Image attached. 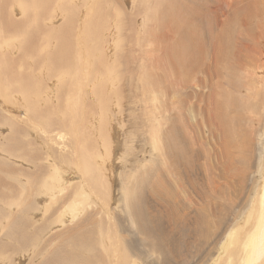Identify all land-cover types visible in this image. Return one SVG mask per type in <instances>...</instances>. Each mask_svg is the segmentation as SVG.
I'll list each match as a JSON object with an SVG mask.
<instances>
[{"label":"bare ground","instance_id":"1","mask_svg":"<svg viewBox=\"0 0 264 264\" xmlns=\"http://www.w3.org/2000/svg\"><path fill=\"white\" fill-rule=\"evenodd\" d=\"M135 12L144 13L131 23L126 12L117 11L112 24L96 22L82 30L74 0H0V126L11 133L0 143V155L5 154L0 157V203L22 209L32 198L47 197L42 210L46 214L55 207L53 219L61 227L52 231L61 235L56 237L61 264H187L195 259L197 264H264V78L251 72L248 57L249 49L264 41V0H143ZM200 12L213 20L212 36L205 37ZM107 28L119 34L115 57L107 52ZM127 30L136 41L119 54ZM167 30L177 37L167 40ZM151 31L153 55L147 44ZM237 42L244 44L243 65ZM101 64L107 66L104 73L97 70ZM238 70L246 72L241 85L230 75ZM150 72L168 78L164 108L159 102L168 96L162 97ZM126 90L143 103L138 113L148 144L141 152L151 148L152 154L138 153L129 112L117 118L126 112L121 107ZM188 90L184 106L180 94ZM204 92L210 101L207 133L223 144L219 154H211L205 143L201 175L195 171L198 155L189 154L192 137L185 141L179 123L186 115L185 128H197L194 101ZM110 116L120 129L126 122L130 155L121 147L109 153L103 128ZM22 132H30L29 140L17 137ZM69 134L80 154L73 176L55 155ZM7 158L35 165L22 178L15 170L22 179L15 177L16 187V172L5 168ZM3 187L14 190L8 194ZM181 247L189 254L195 250L178 263Z\"/></svg>","mask_w":264,"mask_h":264},{"label":"rangeland","instance_id":"2","mask_svg":"<svg viewBox=\"0 0 264 264\" xmlns=\"http://www.w3.org/2000/svg\"><path fill=\"white\" fill-rule=\"evenodd\" d=\"M142 1L143 0H121V1L117 0V1H115V6H114L113 0H74V5L76 7V25H77L78 29L80 28L82 30H85L87 27H90L93 23H96V22H98L100 24H104L105 22H107L106 25H110L115 20V14L117 11H119L120 13L126 12L127 17L131 23L135 17L140 18L143 16L144 12H135V8L140 9L142 7ZM226 8H227V6H226ZM15 14H17L18 18L20 17V15L16 11H15ZM199 15L202 19L204 18L203 22H206V23H203L204 26H203V24L201 25V27H203V33H205V37L212 36V35H210V33L212 34V31L209 29H211L210 28L211 26H214L213 20H210L208 13L200 12ZM241 16H244V13L241 14ZM61 22H62V20H60V19L55 20V23H54L55 27H58L61 24ZM152 23L153 22H150V24H152ZM110 31H113V30L111 28H107V30H105L103 34H104L105 38L107 37L106 38L107 46H111L107 50L108 55L110 57H112V56L115 57V55H117L118 52H117V50L113 49L114 48L113 45L116 42V40L118 39L119 34L117 31H114L113 33H110ZM163 31H165L164 28H162L160 30V33L162 34L161 35L159 33L160 36H163V33H164ZM208 31L209 32L211 31V32L209 33ZM169 32L170 31H168V30L165 32L167 40L172 39V36H176V34L173 35L174 32H170V33ZM206 32L208 34H206ZM108 33H109V35H108ZM106 34H107V36H106ZM130 37H131V31L127 30V31L123 32V39L128 40V41H124V40L122 41L120 39V41H119V44H120L119 54H120L121 50H124V49L129 50L128 47L134 46V43L136 40H135V38L131 39ZM176 37H174V38H176ZM154 39H155L154 31H151V34L148 36V43H147L148 44V53L151 55H153V51H154ZM236 49H237L236 50L237 60H239L241 62V64L243 65L244 61L242 59V52H241L244 49L243 42H237L236 43ZM249 50L250 51L253 50V52L251 53V56L248 54V57L251 60V65L253 66L251 72H253L254 74L259 73L261 75V77L264 78V41H261V42L258 41L257 48L251 47ZM254 50H256V53H254ZM209 64H210V62L208 60H206L205 65H209ZM131 66H133V64H131ZM260 66L262 68H259ZM106 67L107 66L101 64V65H99V67H97V70L104 73L106 70ZM125 69L126 68H124V67L120 68L121 71H123ZM150 73L154 74L155 72H150ZM243 74H246V72H244L243 70H238L236 73H234V71H232V73H230V75L233 77L235 84H237V85H241V78L243 77ZM154 75H156V74H154ZM156 76H157L156 78H154V76H150L149 79L151 80V82H153L154 80H155V82L159 81L160 85L158 84V90H160V92L162 93V97H164V94L165 93L167 94V91H166L167 85H166L164 79H168V78L166 77L165 74L156 75ZM128 77H129V73L124 75V78H128ZM197 77H198V75H197ZM253 77H259V76L253 75ZM205 78L208 81L210 80V77L207 74H205ZM190 92L191 91L188 90V91H184L180 94V100L184 106H187L189 103V99L186 97V95H188ZM131 96H132V94L128 90H126V93L123 95L122 101H121V107H122V109L126 110V112L123 111L120 115L117 116V118H121V117L125 116L127 114V112H129L128 114H130L132 122L135 123V126H134L135 127V133L137 134V137H138V142H137L138 149H139L138 153L139 154H152V153H149L151 148L147 149L146 153H142V152H144V149H143L144 144L145 145L148 144V137L143 132L144 118H143V115L138 113V109L139 110L141 109L143 103L139 97L131 98ZM167 96H168V94H167ZM163 99L164 100L161 99L159 102V106L161 108L166 107V105L169 102L168 101L169 96L167 98L165 97ZM194 103H195V108H196L195 117H196V123L198 125L197 128L192 127V126L189 127L188 130L185 128V127L189 126V120H188L187 116L185 115L184 119L179 123V126H180L179 129H181V131H183V133L182 132L181 133H182V136L185 139V141H187V138L192 137L191 140L189 141L190 146H191V151L189 152V154H197L198 155L199 159H196V161H195V171L197 173L203 175L205 173V159H204V154H206L205 153V143L206 142L210 143V146L212 149L211 154H213V153L219 154L220 147L222 146L223 141L220 142L217 140L216 136L212 138L207 133L208 130L210 129V126H211L209 121H208L209 110H210V106H209L210 101L208 98V92H204L203 96L200 97L197 101H194ZM12 106L14 107L15 105H12ZM113 109H115V108H113ZM136 112L138 113V115L135 114ZM95 117L97 118V116H95ZM95 124L98 125L97 121H95ZM181 126H184V127H182L183 129L181 128ZM126 129H127L126 122H123V127L120 129V127L116 125L114 116H110V119L107 121L106 125L103 128V136L105 138L106 145L109 148V153H113L118 147L124 148L126 150L127 154H129V155L131 153H133L132 150L126 149L127 148L126 141L128 142L129 140H132L130 137H129V139L128 138L126 140L124 139V133L126 132ZM130 129L133 130V126L130 127ZM8 130H9V128L7 126H4V127L0 126V139H1L0 143L4 144V141L6 142V140L9 138V136H11V133ZM185 132H187V134L184 135ZM29 135H31L30 132H27V133L22 132L17 137L19 139H21L22 141H25V140L27 141L31 137ZM25 138H27V139H25ZM52 143L57 145L56 142H54V141H52ZM35 147L38 148L37 146H35ZM179 147H180L179 153L182 154V156H185L184 148L181 145ZM72 150H74V137L69 134L66 142L61 145V154H55L57 156V158L60 159L61 163L63 162V164H61L63 169L65 171H68L71 176L78 174V172L74 173L73 169H72V165L78 163V161L80 160V154H77V142H76V148H75L74 152L71 153V155H69L70 154L69 151H72ZM181 151H182V153H181ZM252 152H253V154H257V156H259V154H260V152L256 151V150L255 151L252 150ZM231 154H240V151L235 150V149H231ZM4 155L5 154H1L0 157H5ZM7 159H9L10 161L7 160L8 168L5 166L6 170H8L10 172L13 171V173H15L17 171L19 173V175H21V178L23 177L22 175L24 173L26 175L29 174L31 171L30 170L31 167L35 166L33 164H28V163H30L29 161L20 160V162H19L18 160H12L10 158H7ZM24 163H26V164L24 165ZM13 165L15 167H13ZM17 167H20L19 170L21 169V171L17 170L18 169ZM17 172L15 173V176H13L14 178L12 181L13 182L12 184L15 187L17 186L16 182H14L15 177L19 178V180L21 179L19 177V175L17 174ZM79 173L81 174V172H79ZM25 174H24V176H25ZM21 181H22V179H21ZM0 189H2V187H0ZM3 189H6V191L8 190L9 192L14 190L11 187L10 188H4L3 187ZM8 191H7V193L9 194ZM185 192L186 193L188 192L187 188H186ZM2 193L5 194L4 192H2ZM0 194H1V191H0ZM190 197H192L194 199L193 196H190ZM32 199L30 200V202L24 203L22 206V209H16L15 207H13L12 210H9V209H7L8 208L7 206L5 207L4 204L0 203V221H1V223H3L2 229L0 231V234H1L0 235V264H61V262L56 261V259L58 258V255L61 256V240L56 238V237H58L56 235L57 234L56 231H54L55 233L53 232L55 235L52 233L53 229L61 230V227H58L59 224L55 223V221H54L55 215L53 214V212H54L53 210L55 207H52V210L50 209L46 214H44V211L42 209L47 206L46 203L48 201V198L47 197H44V198L43 197H41V198L36 197V198H32ZM194 201H196V203H199V201L196 199H194ZM35 204H37V205H35ZM198 206H201V205L198 204ZM40 207H42L41 210H40ZM6 210H8V211H6ZM9 213H11V218H10V216L8 218H6ZM50 214H51V217L49 218ZM44 216H46V217H44ZM7 222L9 225L7 224ZM47 223H48V225H47ZM56 224H57V226H56ZM10 225L12 227L11 229H9ZM51 225H53V226L55 225L56 227L54 226L55 228L54 227L52 228ZM8 234H10V235H8ZM177 236L179 237L182 235H177ZM58 238H61V235H59ZM179 238H181V239H179ZM179 238L178 239L181 242L186 241V239H185L186 237L184 238V236L179 237ZM53 240H54V242H53ZM38 242H39V244H38ZM50 242H51V244H50ZM194 250L195 249H193L190 254L193 255ZM190 254H189V252H185V248L181 247L180 252L176 256V260L178 261V263H180V262L186 260L187 256H189ZM67 256H69L68 253H67ZM188 261L189 260H187V264H197L198 263L197 259L190 260L189 262ZM71 264H74V263H71Z\"/></svg>","mask_w":264,"mask_h":264}]
</instances>
